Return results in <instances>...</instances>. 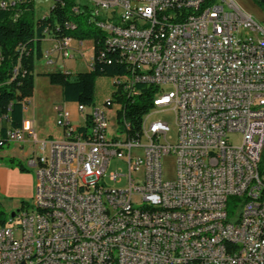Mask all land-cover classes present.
I'll return each mask as SVG.
<instances>
[{
  "label": "built area",
  "instance_id": "built-area-1",
  "mask_svg": "<svg viewBox=\"0 0 264 264\" xmlns=\"http://www.w3.org/2000/svg\"><path fill=\"white\" fill-rule=\"evenodd\" d=\"M24 1L3 0L0 8ZM88 9L111 44L129 47V58L100 48L89 67L125 64L129 73L112 76L113 84L130 97L139 85L152 88L151 107L134 130L116 101L109 134L107 112L96 104L76 103L78 124L67 103L56 104L63 140H38L30 118L14 127L12 103L0 112V146L39 145L28 160L34 201L0 225V264L89 263L92 251H105L110 264H191L193 254H201L199 264H264V21L235 0H89ZM61 30L42 32L38 61L47 66L76 56ZM22 70L14 65L6 84ZM170 110L174 129L153 117ZM167 155L176 162L170 180ZM115 158L127 174H107ZM124 178L123 186L108 184ZM199 228L210 235L195 238Z\"/></svg>",
  "mask_w": 264,
  "mask_h": 264
},
{
  "label": "trees",
  "instance_id": "trees-1",
  "mask_svg": "<svg viewBox=\"0 0 264 264\" xmlns=\"http://www.w3.org/2000/svg\"><path fill=\"white\" fill-rule=\"evenodd\" d=\"M3 0H0V5ZM55 0L50 14L42 18H36L34 0H26L8 9L0 8V112L6 111L11 106L12 125L20 127L23 120V99L31 98L35 88V66L41 57V37L46 27L54 28L60 25L61 34L77 38L83 41L92 38L95 43L93 56L98 54L99 49L104 53L120 55L126 58L118 48L107 47L104 34L100 35V28L90 21L88 4L82 0ZM96 30H100L99 32ZM103 32V31H102ZM27 46L28 53L22 57V48L18 45ZM14 65H22V72L6 84L11 77ZM129 73L125 64L97 63L95 69L89 68L87 72L72 76L70 73L52 71L46 73L53 85L61 87L63 101L80 103L91 106L95 103L96 79L100 75L116 76ZM142 92L137 96H129L118 88L114 94L115 101L122 104L123 116L132 123L133 129L138 130L142 116L151 107L152 88L139 85ZM12 165L18 166L22 171H29L21 161L11 160ZM260 172H264V153L260 164ZM1 216V213H0ZM8 220L0 217V225H5Z\"/></svg>",
  "mask_w": 264,
  "mask_h": 264
},
{
  "label": "rangeland",
  "instance_id": "rangeland-1",
  "mask_svg": "<svg viewBox=\"0 0 264 264\" xmlns=\"http://www.w3.org/2000/svg\"><path fill=\"white\" fill-rule=\"evenodd\" d=\"M82 1L89 5V0H82ZM54 2L55 0H34L36 18H42L46 15H49L51 8L54 5ZM99 33L100 35L104 34V32L102 31H100ZM72 45L75 49H77V52H75L76 56L65 60V64L59 62L57 66H47L45 64V60L40 59L39 61L36 62V66H35L34 96L40 105L41 113L43 116L42 117L43 122L47 121L48 122L47 125L49 127L54 128L53 132L50 135H52V137L56 138L57 140L64 139V132H63V128L58 125L57 115L55 112L53 113L52 109L55 103L63 102V95H62L61 87L58 85L51 84L46 73L52 71H60V72L68 71V73H70L72 76H75L78 73L89 71L88 63L92 57L95 48V43L92 38H85L82 43H80L79 39L74 38ZM45 46H47V44ZM116 89L117 87L113 84V77L108 75H100L97 77L96 95H95L94 104H96L97 106H99L100 108H102L107 112L110 121L109 134L114 133L117 124V110L119 109V104L115 101L114 94ZM35 98L27 103V108H32L34 106ZM108 100H112L114 102L113 106L108 107L107 105H105ZM153 117L154 119L160 118L170 123L172 129L175 128V115L173 111L170 110L168 112L158 114ZM50 135L49 136L47 135L44 138H49ZM234 142L238 143L239 139H234ZM162 166H163L164 178L167 180L173 179L175 177V172H176L175 156L167 155L163 157ZM27 168L29 171H22L19 168L20 173L23 172L30 174L34 173L33 168H30L28 166ZM116 171L122 172L123 174H127L128 172L127 163L123 162L122 160H118L116 158L112 159L109 168L107 170V174L110 175L111 173ZM21 176L22 175H20V177ZM20 177L16 181L17 184L20 182ZM126 181H127L126 178H124L121 183L114 184V182L108 181V184L110 186H115V185L123 186L126 184ZM12 191L15 192V190ZM33 201H34V194H30L28 196H25L24 198H15L11 201V205L14 206L10 210L6 206H4V204L1 203V199H0L1 219L9 220L13 211L20 208L23 204H29L31 206L33 204ZM136 201L140 202V200H136ZM229 210L234 212V214L232 215L233 218L237 216L239 213V210L234 206L233 200H230L229 202Z\"/></svg>",
  "mask_w": 264,
  "mask_h": 264
},
{
  "label": "crops",
  "instance_id": "crops-1",
  "mask_svg": "<svg viewBox=\"0 0 264 264\" xmlns=\"http://www.w3.org/2000/svg\"><path fill=\"white\" fill-rule=\"evenodd\" d=\"M237 4L245 9L246 12L253 15L257 20L264 21V2L262 0H235ZM242 8V9H243ZM243 9V10H244ZM73 42V41H72ZM83 42V41H82ZM48 45V44H47ZM44 46V45H43ZM93 56V54H92ZM90 68V67H89ZM92 69V68H91ZM35 92L29 101L35 98ZM60 103H67L72 112L73 123L78 124L81 122L79 113L74 102H59L53 105V113L55 112V105ZM56 113V112H55ZM57 115V114H56ZM23 117L33 120V126L36 131L38 140L40 139H56L50 135L53 132L52 127H49L48 122H43V116L38 101L35 98V103L32 108H27ZM64 132V129H63ZM49 138H44L46 136ZM65 137V133H64ZM57 140V139H56ZM39 145L29 141L24 144H7L0 146V199L8 209H12L11 201L15 198H24L30 194H35L36 178L35 172L20 173L18 166H12L11 160L21 161L28 166V160L38 154ZM29 167V166H28ZM20 175H22L20 177ZM20 177V182L16 181ZM12 190H15L13 192Z\"/></svg>",
  "mask_w": 264,
  "mask_h": 264
},
{
  "label": "bare ground",
  "instance_id": "bare-ground-1",
  "mask_svg": "<svg viewBox=\"0 0 264 264\" xmlns=\"http://www.w3.org/2000/svg\"><path fill=\"white\" fill-rule=\"evenodd\" d=\"M98 28H100L104 32L105 44L107 47L118 48L124 53V56L126 58H129V47L128 46H125L124 43H116V45L111 44L110 43V32L107 31V28H103V27H98ZM209 235H210V228H199L195 231V238H206V236H209ZM215 247H223V240H215ZM105 260H106L105 251H92L91 257H89V263H81V264H110V263H104ZM189 263L191 264L202 263L201 254H193L189 256Z\"/></svg>",
  "mask_w": 264,
  "mask_h": 264
},
{
  "label": "water",
  "instance_id": "water-1",
  "mask_svg": "<svg viewBox=\"0 0 264 264\" xmlns=\"http://www.w3.org/2000/svg\"><path fill=\"white\" fill-rule=\"evenodd\" d=\"M262 2H264V0H262ZM14 215H15V212H13V213L11 214L12 217H14Z\"/></svg>",
  "mask_w": 264,
  "mask_h": 264
}]
</instances>
